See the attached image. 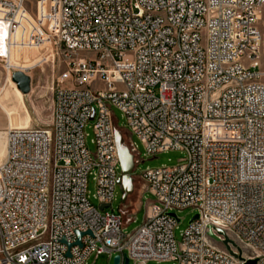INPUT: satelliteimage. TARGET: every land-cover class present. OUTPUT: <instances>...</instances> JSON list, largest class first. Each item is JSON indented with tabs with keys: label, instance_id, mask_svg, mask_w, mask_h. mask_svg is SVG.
I'll return each mask as SVG.
<instances>
[{
	"label": "built area",
	"instance_id": "2783aa9c",
	"mask_svg": "<svg viewBox=\"0 0 264 264\" xmlns=\"http://www.w3.org/2000/svg\"><path fill=\"white\" fill-rule=\"evenodd\" d=\"M263 9L264 0H0L9 42L60 46L68 66L50 128L7 132L0 264H87L103 254L120 264H264ZM113 108L126 118L135 170L132 137L147 157L186 153L137 177L154 201L131 234L123 213L107 210L121 177ZM92 174L103 210L88 196ZM186 209L199 218L178 243L181 219L170 214Z\"/></svg>",
	"mask_w": 264,
	"mask_h": 264
},
{
	"label": "rangeland",
	"instance_id": "374dc122",
	"mask_svg": "<svg viewBox=\"0 0 264 264\" xmlns=\"http://www.w3.org/2000/svg\"><path fill=\"white\" fill-rule=\"evenodd\" d=\"M261 23L264 24V9L263 18ZM3 30L2 28H0ZM2 36V35H1ZM0 36V95L4 89H7V78H12L13 71H23L31 78V91L24 96L25 105L31 115L32 122L31 128L48 129L51 126L53 101L57 90L58 76L67 70V60L64 56V48L56 45L46 46L44 48L33 47H17L15 53L14 70L12 69L11 75L6 68L7 58L4 55L6 41L4 37ZM4 38V39H3ZM5 42V43H4ZM12 80V79H11ZM15 84V83H14ZM16 85V84H15ZM17 86V85H16ZM158 94V90L155 89ZM117 126L123 129L126 143L131 149V138L127 133L129 130L126 122V118L122 112L117 109H112ZM93 122L89 123L85 129L86 144L91 153H95L96 147L94 145V131ZM10 128L6 118L0 114V132L6 133ZM132 143L135 146L137 155L139 156V164L134 172L135 176V190L134 193L128 198L127 202L122 203L123 192L121 186L116 189L115 199L111 207L107 210L114 212L116 215L123 213L125 222L127 223L124 229L126 234L133 233L144 222L146 215V207L149 203L154 201V197L147 191L146 186L138 180L137 177L150 169H156L161 167H173L180 164V161L186 158V153L179 150L168 151L157 156V158L147 157L145 155V148L142 142L137 137H132ZM96 193V185L94 175H90L88 178V196L91 203L99 208V202L94 197ZM122 211V212H121ZM134 214L136 220L128 223L130 216ZM177 218L181 219L175 230V238L179 243L182 240V233L189 227L190 221L196 214L193 209H186L183 211L173 212ZM87 264H114V257L110 258L109 255L103 254L96 258L92 256ZM148 264H176L175 262H155L151 261Z\"/></svg>",
	"mask_w": 264,
	"mask_h": 264
},
{
	"label": "water",
	"instance_id": "95a60500",
	"mask_svg": "<svg viewBox=\"0 0 264 264\" xmlns=\"http://www.w3.org/2000/svg\"><path fill=\"white\" fill-rule=\"evenodd\" d=\"M12 81L17 85L18 89L24 94L27 95L31 91V78L23 71H13L12 72ZM95 112H93L92 119L94 118ZM114 136H115V143L118 151V156L120 160V166H121V177L119 180V184L121 186L123 197H122V203L125 204L128 200V198L134 193L135 190V177H134V170H135V156L131 152V149L129 145L126 143L123 133L118 129L114 128ZM105 207H109V205H101L99 206L100 210H103ZM171 216L175 217L176 215L171 213ZM199 218V215H194L190 223L196 219ZM210 231L208 235L212 237L213 239L219 241V238L216 237L211 228H209ZM217 233L220 236L225 237L224 245L226 246L227 250L230 252L231 255L234 257L239 258L240 260H243L242 258V251L240 248L238 249V254L235 253L231 246L236 248V244L231 241L226 233L223 230L216 229ZM78 238H81L82 234L78 233ZM77 245H81L80 240L77 242ZM121 257L115 256L114 257V264H120ZM125 264H129V259H125ZM247 264H257V261H248Z\"/></svg>",
	"mask_w": 264,
	"mask_h": 264
},
{
	"label": "bare ground",
	"instance_id": "6f19581e",
	"mask_svg": "<svg viewBox=\"0 0 264 264\" xmlns=\"http://www.w3.org/2000/svg\"><path fill=\"white\" fill-rule=\"evenodd\" d=\"M2 29L5 31L4 28ZM5 41L7 42L6 33ZM11 79H8V88L3 90V95L0 97V110L7 115L9 130L30 128L32 118L25 105L24 94ZM6 155L7 132H0V163Z\"/></svg>",
	"mask_w": 264,
	"mask_h": 264
},
{
	"label": "crops",
	"instance_id": "0c3cea01",
	"mask_svg": "<svg viewBox=\"0 0 264 264\" xmlns=\"http://www.w3.org/2000/svg\"><path fill=\"white\" fill-rule=\"evenodd\" d=\"M0 36L5 38V31L4 30L0 29ZM19 38H20V35L16 36V39L14 41L9 42L7 40L6 46H5L6 48H5V51H4V55L7 58V60H6V68H7L8 73H10V75H11L12 69L14 70L15 53L17 52V47L18 46L21 47V45L18 44ZM6 84H7L6 86H8V78H7V83ZM2 95H3V92L1 93L0 97ZM0 114L3 115L6 118L7 123H8L7 115L4 114L2 110H0Z\"/></svg>",
	"mask_w": 264,
	"mask_h": 264
},
{
	"label": "trees",
	"instance_id": "16d2710c",
	"mask_svg": "<svg viewBox=\"0 0 264 264\" xmlns=\"http://www.w3.org/2000/svg\"><path fill=\"white\" fill-rule=\"evenodd\" d=\"M119 130H120L121 132L123 131V130H122V129H120V128H119ZM125 138H126V136H125Z\"/></svg>",
	"mask_w": 264,
	"mask_h": 264
}]
</instances>
